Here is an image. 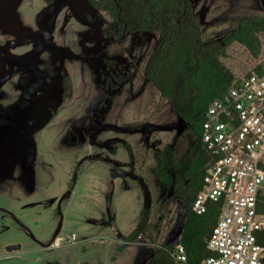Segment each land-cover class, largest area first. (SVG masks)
<instances>
[{
  "label": "rangeland",
  "instance_id": "rangeland-1",
  "mask_svg": "<svg viewBox=\"0 0 264 264\" xmlns=\"http://www.w3.org/2000/svg\"><path fill=\"white\" fill-rule=\"evenodd\" d=\"M192 2L207 40L264 17V0ZM109 19L88 0H0L3 75L19 67L32 87L44 83L22 134L0 156V264H112L116 255L118 264H145L163 245H178L187 207L156 179L155 155L172 145L180 160L196 138L145 77L158 36L110 37ZM261 41L259 57L238 42L228 47L223 61L236 78L264 57ZM31 68L42 71L38 80ZM15 78L0 88L2 129L27 88ZM144 209L148 228L131 240L141 243L121 256L114 238L130 233Z\"/></svg>",
  "mask_w": 264,
  "mask_h": 264
},
{
  "label": "trees",
  "instance_id": "trees-1",
  "mask_svg": "<svg viewBox=\"0 0 264 264\" xmlns=\"http://www.w3.org/2000/svg\"><path fill=\"white\" fill-rule=\"evenodd\" d=\"M88 2L93 9L110 18L105 27L110 37L123 40L130 33L158 36L155 49L145 65V77L180 120L189 125L196 141L180 160L172 145H165L155 155L156 179L174 191L176 199L186 205L187 211L178 245L165 244L158 248L148 264H201L211 255L207 249V238L222 207V202H211L206 213L197 214L192 210L195 197L205 184L211 158L201 139L204 116L212 102L238 79L223 61L228 57V47L238 42L255 57L260 56L264 17L241 20L237 28L221 41L207 40L192 0ZM149 220V210L144 209L136 227L125 239L131 241L144 234ZM260 241L264 245V233ZM180 245L186 249L187 260L178 263L171 253H175Z\"/></svg>",
  "mask_w": 264,
  "mask_h": 264
},
{
  "label": "built area",
  "instance_id": "built-area-1",
  "mask_svg": "<svg viewBox=\"0 0 264 264\" xmlns=\"http://www.w3.org/2000/svg\"><path fill=\"white\" fill-rule=\"evenodd\" d=\"M201 139L211 158L192 210L203 214L211 202H222L207 238L211 255L201 264H263L264 57L212 102ZM171 256L186 261L185 247Z\"/></svg>",
  "mask_w": 264,
  "mask_h": 264
},
{
  "label": "flooded vegetation",
  "instance_id": "flooded-vegetation-1",
  "mask_svg": "<svg viewBox=\"0 0 264 264\" xmlns=\"http://www.w3.org/2000/svg\"><path fill=\"white\" fill-rule=\"evenodd\" d=\"M52 2H46V3L50 4ZM23 64L25 66H27V62H25ZM5 69H6V67H0V88L4 84H5V87L11 88L14 85V83H16L18 81V78H15L17 76H19L20 78L21 77H25L28 82H27V88H26L25 92L21 91L22 97L14 105V107H12L10 109L12 118H11V120H9V122H10V130H9V132L3 131V129L1 127V125H0V156H3L4 154H9L11 145H13V143L18 139V138L16 139V137L20 136V134L18 135V133L21 131V134H22L23 123L24 122L19 123V120L21 121L23 119V117H26V115H28V112L30 111V107L32 106L33 98L36 95V92L41 91V90L36 91V89L39 88L37 86L32 87V85H33V77L30 78V76H28L27 73H21V72L17 73V70L19 69V67H8L9 70L6 72V74L3 75L2 72H4ZM30 72H31L30 73L31 76L33 74H35L34 77H36L37 80H38L37 76L42 75V71L40 70V68H38V69L31 68ZM45 81H46V79H44V82ZM42 84H44V83H42ZM45 87H46V85H45ZM23 104H24V106L21 107ZM1 111L2 110L0 109V112ZM14 111H16V113H12ZM3 123L6 124L4 121H3ZM18 129L20 131H18Z\"/></svg>",
  "mask_w": 264,
  "mask_h": 264
},
{
  "label": "crops",
  "instance_id": "crops-1",
  "mask_svg": "<svg viewBox=\"0 0 264 264\" xmlns=\"http://www.w3.org/2000/svg\"><path fill=\"white\" fill-rule=\"evenodd\" d=\"M129 234V233H128ZM128 234H125L122 238L121 237H119V238H114L115 239V243H117L118 244V253L122 256V251L123 250H125V249H129V248H131V247H133V246H136V245H138V244H140L141 243V240H138V241H129V240H125L124 239V237L126 236V235H128ZM110 237V236H109ZM112 238V237H111ZM141 238H143V237H141ZM140 238V239H141ZM126 257V256H125ZM125 257L123 256L122 258H123V262H124V259H125ZM150 259H151V257L149 258V260L147 261V262H145V264H147L149 261H150ZM120 262H122V260L120 259V256H115V261L114 262H112V264H118V263H120ZM126 263L127 264H131V260H129V258L128 257H126Z\"/></svg>",
  "mask_w": 264,
  "mask_h": 264
},
{
  "label": "water",
  "instance_id": "water-1",
  "mask_svg": "<svg viewBox=\"0 0 264 264\" xmlns=\"http://www.w3.org/2000/svg\"><path fill=\"white\" fill-rule=\"evenodd\" d=\"M43 87H44V84H41L40 87L36 89V91L40 90V89L43 88ZM28 98H29V97H28ZM23 106H24V104H23L21 107H23ZM12 113H16V111H14V112H12ZM1 114H2V113H1ZM19 123H21L20 120H19ZM3 130L8 132L9 128H8V129H5V127H4ZM10 141H11V140H10Z\"/></svg>",
  "mask_w": 264,
  "mask_h": 264
}]
</instances>
